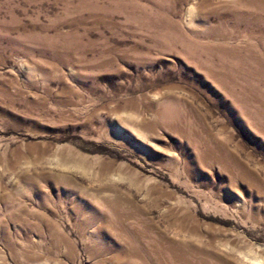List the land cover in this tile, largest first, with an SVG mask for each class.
<instances>
[{
	"label": "rangeland",
	"instance_id": "obj_1",
	"mask_svg": "<svg viewBox=\"0 0 264 264\" xmlns=\"http://www.w3.org/2000/svg\"><path fill=\"white\" fill-rule=\"evenodd\" d=\"M0 264H264V0H0Z\"/></svg>",
	"mask_w": 264,
	"mask_h": 264
}]
</instances>
